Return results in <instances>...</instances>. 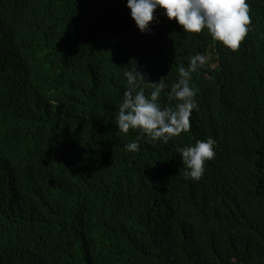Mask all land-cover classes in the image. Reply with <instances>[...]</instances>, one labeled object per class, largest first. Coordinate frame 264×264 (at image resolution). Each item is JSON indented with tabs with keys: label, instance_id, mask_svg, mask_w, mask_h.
Instances as JSON below:
<instances>
[{
	"label": "trees",
	"instance_id": "obj_1",
	"mask_svg": "<svg viewBox=\"0 0 264 264\" xmlns=\"http://www.w3.org/2000/svg\"><path fill=\"white\" fill-rule=\"evenodd\" d=\"M247 2L230 51L162 9L141 34L126 0H0V264H264V0ZM196 55L187 132L116 128L126 71L174 108ZM209 137L185 180L178 149Z\"/></svg>",
	"mask_w": 264,
	"mask_h": 264
},
{
	"label": "clouds",
	"instance_id": "obj_2",
	"mask_svg": "<svg viewBox=\"0 0 264 264\" xmlns=\"http://www.w3.org/2000/svg\"><path fill=\"white\" fill-rule=\"evenodd\" d=\"M125 6L141 34L150 31V24L155 19L154 12L162 9V14L169 21L174 19L182 32L200 33L206 29L213 41L230 51L239 48L251 23L247 0H126ZM204 64L205 58L196 55L189 59L187 67L179 66V77L169 92V96L177 101L174 108L159 103L160 93L166 87L164 83H151L153 90L150 96H146L139 83L145 81L144 75L136 67L126 71L127 88L119 104L116 128L124 134L130 129L139 130L148 143L167 142L181 132H187L191 127L189 118L192 110L197 107L195 89L190 87L189 81ZM214 145L215 141L209 137L178 149L185 180L201 178L206 161L215 155ZM124 148L126 151H138V140L125 144Z\"/></svg>",
	"mask_w": 264,
	"mask_h": 264
},
{
	"label": "rangeland",
	"instance_id": "obj_3",
	"mask_svg": "<svg viewBox=\"0 0 264 264\" xmlns=\"http://www.w3.org/2000/svg\"><path fill=\"white\" fill-rule=\"evenodd\" d=\"M205 60L208 61L209 60V57H205Z\"/></svg>",
	"mask_w": 264,
	"mask_h": 264
}]
</instances>
